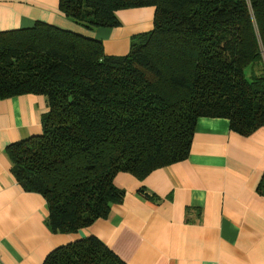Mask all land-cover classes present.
<instances>
[{
	"label": "trees",
	"instance_id": "16d2710c",
	"mask_svg": "<svg viewBox=\"0 0 264 264\" xmlns=\"http://www.w3.org/2000/svg\"><path fill=\"white\" fill-rule=\"evenodd\" d=\"M59 7L88 31L121 27V11L155 12L152 31L123 57L45 23L0 33V100H46L42 134L7 155L22 189L45 200L53 233L75 235L107 219L125 197L119 174L143 181L187 160L201 118L227 119L243 136L264 129V0H60ZM44 264L125 263L92 237L56 249Z\"/></svg>",
	"mask_w": 264,
	"mask_h": 264
},
{
	"label": "crops",
	"instance_id": "0c3cea01",
	"mask_svg": "<svg viewBox=\"0 0 264 264\" xmlns=\"http://www.w3.org/2000/svg\"><path fill=\"white\" fill-rule=\"evenodd\" d=\"M60 0H0V33L37 23L103 42L114 57L153 29V8L118 13L122 26L88 31ZM44 97L0 100V264H44L56 249L95 237L125 264H264V129L250 136L223 118H201L190 157L143 181L119 174L125 193L107 219L75 235L53 233L45 200L12 174L9 146L42 134ZM146 191V194L141 192Z\"/></svg>",
	"mask_w": 264,
	"mask_h": 264
},
{
	"label": "rangeland",
	"instance_id": "374dc122",
	"mask_svg": "<svg viewBox=\"0 0 264 264\" xmlns=\"http://www.w3.org/2000/svg\"><path fill=\"white\" fill-rule=\"evenodd\" d=\"M108 55V54H107ZM109 56H111V55H109ZM125 56V55H124Z\"/></svg>",
	"mask_w": 264,
	"mask_h": 264
}]
</instances>
